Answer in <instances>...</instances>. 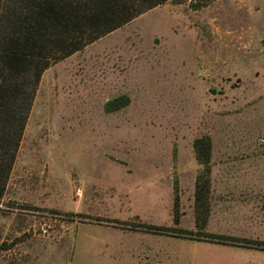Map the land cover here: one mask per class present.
<instances>
[{
	"label": "rangeland",
	"instance_id": "rangeland-1",
	"mask_svg": "<svg viewBox=\"0 0 264 264\" xmlns=\"http://www.w3.org/2000/svg\"><path fill=\"white\" fill-rule=\"evenodd\" d=\"M190 3L167 1L43 72L0 200V264H194L208 251L197 239L145 228L190 232L192 215L178 206L175 226L177 195L128 162L168 163L208 138L209 175L212 161L245 160L264 176V0Z\"/></svg>",
	"mask_w": 264,
	"mask_h": 264
},
{
	"label": "trees",
	"instance_id": "trees-1",
	"mask_svg": "<svg viewBox=\"0 0 264 264\" xmlns=\"http://www.w3.org/2000/svg\"><path fill=\"white\" fill-rule=\"evenodd\" d=\"M170 0H0V200L11 174L35 93L43 72L128 24L142 13ZM216 0H191L199 9ZM129 103L126 96L105 104L107 112ZM202 173L195 190V232L177 228L145 227L151 232L213 241L234 246L256 245L231 237L202 232L208 215V138L193 142ZM176 196V189H175ZM174 225H178V198L174 199Z\"/></svg>",
	"mask_w": 264,
	"mask_h": 264
},
{
	"label": "crops",
	"instance_id": "crops-1",
	"mask_svg": "<svg viewBox=\"0 0 264 264\" xmlns=\"http://www.w3.org/2000/svg\"><path fill=\"white\" fill-rule=\"evenodd\" d=\"M191 144L189 147L175 145L176 154L174 159L168 163L144 159L128 162V166L131 168L143 166L154 170L155 175L162 177L160 182L166 184L165 190L170 202L174 198L176 189L178 206L182 209L183 216L185 213L192 215L193 224L190 231H195L194 196L197 175L201 166L195 158ZM211 150L213 152V146ZM212 162L208 198L210 216L203 232L264 243V220L257 222L258 219L251 216L254 212H264V176L255 175L251 171L253 165L261 164V162L247 163L245 160L218 162V164ZM232 167H236V171L232 172L230 170ZM236 209L239 211L234 218L233 214ZM185 241H192V239H185ZM196 241L207 247L208 251H204L202 257H196L197 259L193 257L194 264H264L263 246H234L203 240ZM215 248L217 250L214 251Z\"/></svg>",
	"mask_w": 264,
	"mask_h": 264
},
{
	"label": "built area",
	"instance_id": "built-area-1",
	"mask_svg": "<svg viewBox=\"0 0 264 264\" xmlns=\"http://www.w3.org/2000/svg\"><path fill=\"white\" fill-rule=\"evenodd\" d=\"M263 144H264V142H263Z\"/></svg>",
	"mask_w": 264,
	"mask_h": 264
}]
</instances>
